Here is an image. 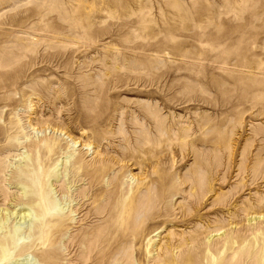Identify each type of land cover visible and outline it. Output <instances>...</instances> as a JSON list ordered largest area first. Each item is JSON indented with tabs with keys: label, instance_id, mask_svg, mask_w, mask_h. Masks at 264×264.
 Here are the masks:
<instances>
[{
	"label": "rangeland",
	"instance_id": "1",
	"mask_svg": "<svg viewBox=\"0 0 264 264\" xmlns=\"http://www.w3.org/2000/svg\"><path fill=\"white\" fill-rule=\"evenodd\" d=\"M29 47L33 51L22 50ZM1 53L10 65L0 69V78L10 85L0 91V209L22 208L21 154L28 153L27 144L47 139L59 143L62 163L56 162V177L45 180L46 188L69 212L78 203L77 191L86 188L84 182L72 184L69 161L81 153L89 162L95 151L79 143V116L108 118L99 131L111 133L110 144L102 142L99 150L120 156L128 151L120 131L129 150L137 148L142 124L157 137L145 114L157 115L170 129L165 138L175 136L133 159L136 165L123 178L126 188L139 183L131 175L145 185L153 181V192L167 206L168 215L148 229L157 248L151 257H164L168 249L174 255L178 251L170 249L178 242L186 250L192 237L203 244L210 235L211 256L219 261L223 231L264 228V178L252 180L255 168L264 170V0H0ZM60 123L79 137L75 146L53 131ZM63 158H69L66 164ZM199 178L207 196L198 208ZM16 201L21 205L14 207ZM71 216L63 241L79 229L80 217ZM252 216L263 218L250 223ZM91 218L87 225H96ZM17 220L10 219L8 229ZM32 220L19 221L20 239L27 238ZM75 252L61 243L54 264H77ZM16 258L10 263L40 264L33 250Z\"/></svg>",
	"mask_w": 264,
	"mask_h": 264
},
{
	"label": "bare ground",
	"instance_id": "2",
	"mask_svg": "<svg viewBox=\"0 0 264 264\" xmlns=\"http://www.w3.org/2000/svg\"><path fill=\"white\" fill-rule=\"evenodd\" d=\"M25 49L27 51H33L30 47L22 50ZM9 65L10 60L4 58V55L1 53L0 69H5ZM4 81L7 80L0 78V91H6L10 85L4 83ZM183 88L187 89V87ZM3 93L1 94L3 95ZM79 117L84 121L80 126L84 133L82 134L81 141L79 143L80 145L83 144L84 146H87L84 147L82 145L84 148L93 146L95 147V151L92 152L94 158L92 160L90 159L91 161L89 162H85V155L81 153L78 157H76V155V158L69 161L68 168H70L69 174L72 175V177H70L72 178V184L83 182L86 184V188L84 187L85 189L83 188L79 190L81 188L80 187L78 189L79 191H77L76 198L78 199V203L73 206L69 212H65L59 204H57L55 200L50 197L49 193L51 192H48L49 190L47 191L46 188L45 180L49 181L52 177H56L54 171L57 170V163L61 162V159L59 160V143H55L54 140L42 139L27 144L25 149L28 153L21 154V157L25 160V166L22 169L20 168L21 170H17L18 175L14 173L18 178H20V182L24 184L22 186V192L24 196L26 195V200L21 202L23 206H21L22 208L18 211H16V209L14 211L4 208L0 209V264H9L14 258L16 260V257L21 258V256L27 255L28 253L30 254L31 250L38 253V262L40 264H54L53 261L55 260V252L58 251L61 243L64 244L65 249L76 248V259H74L77 264H142L145 259H147V264H264V228L262 227H257L253 231L251 230V232L249 231L250 229H247L249 231V233L247 231L248 234H243L242 232L240 233V229L238 231L230 232L223 231V237H221L223 238V241L221 244L219 243L222 245L221 249L223 250L220 252L215 251L217 254H223V258L219 259V261L211 256V252L213 250L211 251L212 247L209 245L210 243L208 244L211 239L210 235L205 237L206 242L203 244L196 243L197 237L193 238L191 236V241L188 240L189 238L187 239V241L190 242V247L188 249L185 248L186 250H182L184 248L181 245L179 246L178 242V247L170 249L178 251V254L174 253L173 255L170 253V255H168V249L164 257L159 254L151 257L152 253H156L157 248L154 246V240L149 237V234H152L154 230H150V232H148V229L154 227L157 220L168 215L167 206L163 204L164 198L162 197V194L157 195L153 192V181H151V184L149 183L150 181H148L147 183L150 185H145L146 182H144V180H139V176L135 177V175H131L130 178L136 179L139 183L126 188L124 187L125 184L123 182V178L124 174L129 171V168L131 169L133 165H136L132 163L133 159L139 155L144 156L153 153L152 148H154L155 145V147H157V145L164 142L165 144L168 142L167 144L169 145V142H171L170 140L175 136L171 139L165 138L168 137L170 129L167 130L164 125L159 122L157 115L148 116L143 114V119L147 123L149 122L154 125L157 137L151 135L149 129L145 128L142 124L140 125V133H142V136L141 139L136 141L137 148L133 147L129 150L131 147L129 140L126 138L124 133L120 131L119 135L123 137L122 139L126 144V151H128L122 153L120 156L114 154L111 155L108 150H99L102 142L105 141L110 144L109 137L111 133L109 131H99L100 126L106 125L104 123L107 122L108 118L105 120H98L97 116L95 117L93 114L92 117L90 114H81ZM200 128L203 127L201 126ZM53 131L65 133L64 135H67L73 146H75L80 140L79 137H72L71 133H69L70 131H68V129L61 123L54 126ZM53 157H56L55 162H53L57 163L55 165L51 164V167L49 165L47 167V161L49 162ZM63 159L65 160L63 163L66 164L69 158ZM129 162H131V164H129ZM39 172H42V178L40 177ZM1 173L2 170L0 166V175ZM110 175H112L111 178H109ZM257 176H260L259 179L263 180L264 170L255 168L253 176L254 179L252 180H258V178L256 179ZM206 187L207 185H204L202 179L199 178L195 186V193H197L198 196L196 206L198 208L206 203L204 201L207 196V191H204ZM142 188H146L145 193H142ZM48 189L51 190L52 188ZM23 194L21 193V195ZM234 194L236 196V193ZM27 195H29V197H27ZM172 197L173 195L168 196L169 199ZM17 201L14 207L21 205V203ZM251 206H248V209H250ZM259 208L262 209L263 207L259 206ZM252 209L254 208L252 207ZM249 212L247 213L249 214ZM72 214L80 217V220L76 223L78 225L77 228L79 229H77L78 232L71 238L63 241L65 234H67V231L73 224L71 223L74 221V217L71 216ZM234 215L236 216V213ZM91 217L94 219L96 218L98 223L96 225L88 226L87 223H90L89 220L92 219ZM182 217H186V213L184 211L182 213ZM259 218L263 217L252 216L248 219V222L252 223ZM10 219L13 221L15 219L18 220L12 227H10V229H8V222ZM27 220H32V225L31 228L27 229L29 230L26 232L27 238L22 236L23 239L25 238V240H23L19 237V231L21 229L19 221L25 222ZM25 223H22L21 225L23 226ZM237 227L239 226L237 225L235 228ZM244 230L245 229L242 231L244 232ZM22 233L24 232L21 231V234ZM198 235L200 234H196V236ZM26 239L28 240L26 241ZM145 239H147L146 245L143 243L145 242ZM143 244L145 245V253L147 254L145 259L141 254ZM217 247L218 246H216V248ZM215 254L212 253V255ZM150 258L152 260L150 262L152 263L149 262Z\"/></svg>",
	"mask_w": 264,
	"mask_h": 264
}]
</instances>
